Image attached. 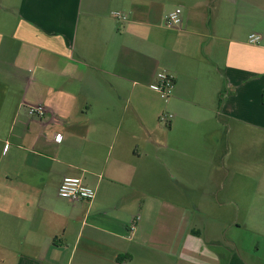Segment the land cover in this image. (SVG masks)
<instances>
[{
	"label": "crops",
	"instance_id": "0c3cea01",
	"mask_svg": "<svg viewBox=\"0 0 264 264\" xmlns=\"http://www.w3.org/2000/svg\"><path fill=\"white\" fill-rule=\"evenodd\" d=\"M0 264H264V0H0Z\"/></svg>",
	"mask_w": 264,
	"mask_h": 264
},
{
	"label": "built area",
	"instance_id": "2783aa9c",
	"mask_svg": "<svg viewBox=\"0 0 264 264\" xmlns=\"http://www.w3.org/2000/svg\"><path fill=\"white\" fill-rule=\"evenodd\" d=\"M181 8H175L174 10L166 13L164 15V23L168 27H178L182 23ZM111 16L118 21H126L127 14L119 11L112 10ZM261 40V35L258 33H250L248 35L249 43H259ZM149 87L157 92L161 98L168 99L174 89V79L172 75L165 71H159L156 73L155 81L152 82ZM26 112L28 115L43 118L45 116L46 110L42 105H27ZM173 115L171 113H163L159 117L161 123L167 124ZM55 140L58 141L59 137L56 135ZM58 196L75 202L80 200H92L95 196V189L87 186L83 183L80 177H69L66 176L62 179L58 187ZM139 219V216L135 217L130 225V231H133L136 227V221Z\"/></svg>",
	"mask_w": 264,
	"mask_h": 264
},
{
	"label": "rangeland",
	"instance_id": "374dc122",
	"mask_svg": "<svg viewBox=\"0 0 264 264\" xmlns=\"http://www.w3.org/2000/svg\"><path fill=\"white\" fill-rule=\"evenodd\" d=\"M219 192H220V194L223 193V191H221V189H219V190L216 191V193H219Z\"/></svg>",
	"mask_w": 264,
	"mask_h": 264
}]
</instances>
